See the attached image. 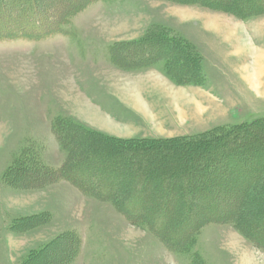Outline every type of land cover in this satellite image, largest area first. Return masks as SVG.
Here are the masks:
<instances>
[{"label":"rangeland","instance_id":"rangeland-1","mask_svg":"<svg viewBox=\"0 0 264 264\" xmlns=\"http://www.w3.org/2000/svg\"><path fill=\"white\" fill-rule=\"evenodd\" d=\"M238 1L232 12L205 5L211 0H0V264H264V203H240L251 184L250 199L264 198V179L255 183L264 145L254 143L257 164L216 167L219 160L199 174L186 170L201 160L182 152L186 139L264 118V0ZM78 4L55 32L44 31ZM61 119L93 133L67 128L64 150L52 130ZM109 137L159 142L142 153ZM67 153L88 160L86 184L122 188L151 223L64 179L35 187L28 174L29 188L6 179L24 154L35 170L60 167ZM72 244L75 255L64 259Z\"/></svg>","mask_w":264,"mask_h":264},{"label":"trees","instance_id":"trees-1","mask_svg":"<svg viewBox=\"0 0 264 264\" xmlns=\"http://www.w3.org/2000/svg\"><path fill=\"white\" fill-rule=\"evenodd\" d=\"M239 4L240 1L238 0H224V1H219V0H211V2L209 3H203L205 5L208 6V4L211 7L217 8V9H228L233 11V7H230L233 4ZM81 4H78L77 7H74V9H71L70 11L72 13L70 14H66L64 17L62 18H57L54 19L55 26L53 25L52 27L48 26L44 31L47 34L53 33L57 30V25L58 23L64 21L62 19L67 20V18H65L68 15L73 14V12H79L81 10V8H83V6H79ZM230 5V6H229ZM1 6V5H0ZM230 7V9L228 8ZM252 8V6H251ZM254 10V9H251ZM255 12V11H254ZM258 12V11H256ZM50 24V23H48ZM0 32L1 31H5L7 30L6 27H4V25L0 24ZM39 26L38 28H40L41 30L43 25H37ZM43 31V32H44ZM167 44V43H164ZM168 47H170L168 45ZM178 46H176V50L177 52H180L181 54L182 51L181 49L178 50L177 48ZM144 59V58H142ZM144 61V60H143ZM147 62V61H146ZM194 62V68L196 70V62L193 60ZM139 64V63H136ZM143 63H140V65ZM191 75H193L194 73H190ZM60 123L62 124V127L66 126V130L65 132L59 131L57 130L59 128ZM59 125L54 123L52 130H53V134L57 140L58 145L66 150L68 149L67 143L70 140V138L73 136H71V134L75 133L76 130L77 131H83L84 133H93V131H88L86 128H83L81 126H79L76 123H71L69 121H67V119H61V121L59 122ZM67 128L72 131L71 134L66 135V131ZM73 128V129H72ZM255 129H264V118L261 119H256L250 123H240L237 125H234L233 127H224V128H220L219 131H214L211 132L210 134L208 133L207 135H201L199 137L196 138H189L186 139V141L184 142V149H182L183 155L184 157H188V159H190L192 156L193 158H195V160H201L202 163H197L194 164L191 168L189 167V170L186 171H191L189 173H196L197 170L196 169H204L208 168V167H212L215 164H218V161H220V164H218L216 167H218L221 164H228L230 163L231 166H233V168H237V167H242L243 165L247 164V160L253 159L254 163L257 164L256 161V156L258 153H260V150H255L253 149L254 146H256L254 143H259V144H263L264 145V138H260L259 136H257V132L254 133ZM74 130V131H73ZM61 134H64V136L62 137ZM239 136V138L242 137V139L244 140V143L248 146L251 147L252 150H248V151H243V149H241V147H238L237 145H235V140L237 139L236 136ZM236 138V139H235ZM109 142L111 143H115L114 145H116L115 147H117L118 149L121 150H128L129 151V145L130 143L134 144L135 150L139 151V152H146L148 151L151 147L154 146V144H156L157 142H159L158 139H148V142H146L145 147H141L136 145L135 142H133L132 139H119V138H115V140H112L111 137L107 138ZM111 139V140H110ZM155 140V141H154ZM252 143L249 145V143ZM144 143V141H143ZM242 143V142H241ZM199 144V145H198ZM254 144V145H253ZM136 145V146H135ZM198 145V147H196ZM201 146V147H200ZM207 148L208 149V153L205 152H201V151H197L198 148ZM249 148V147H248ZM255 148V147H254ZM205 149V150H207ZM134 149H131V151H134ZM29 156L26 154H24L22 156V158H17L14 162L13 165H11L6 171H5V176L7 181L14 185V186H20V187H24V188H29L30 187V181L27 182H23L22 178L28 174H32L34 175V185L35 187L37 186H42L43 184H48L51 182H56L59 179H64L67 182H69L71 185L75 186L78 190H80V192L85 193V194H90L91 196H93L95 199L100 200V201H105V202H109L112 204L113 207H115L118 211H120L125 217H127L129 220H135L138 222H143V224H147L149 225L151 222V218L147 217L145 215H142L143 212L141 213V206L137 205V206H133V204L131 203V201H134L133 198H135L134 196L129 198V199H125V197L122 196V194H119L122 191V188L120 189V191H116V192H111L109 190H104L103 188H98L95 186H90L88 184L85 183V180L89 179V176L91 174V170H86V169H82V168H90L88 166L89 162H87L88 160H84L81 161V159L78 161L77 159H74V157H72V155L70 153H67L66 158L63 160L62 164L60 167L58 168H52V167H48L45 166L43 164H39V166L37 168H35V170H31L29 168V163L27 161H29ZM203 158H205V164H203ZM186 159V158H185ZM31 161V159H30ZM258 168H260V173L258 175V178H260L258 181H256L255 183L258 184L261 179H264V160L263 161H259L258 163ZM228 165V166H230ZM248 165V164H247ZM71 171H75L77 174L76 175H72L70 174ZM198 174L200 172H197ZM214 177H221L224 175V169L222 168L221 170H216L214 172ZM185 174V173H184ZM179 175V173H173L172 175H170L171 177L177 176ZM19 177H21V179H19ZM205 180L204 178L201 179V181ZM140 183V181L138 182ZM134 184V183H133ZM261 184V183H260ZM137 185V184H136ZM192 185V184H191ZM32 186V185H31ZM171 186V185H170ZM223 186V185H220ZM262 187V185L260 186ZM135 189V187H132ZM174 186L172 185V187L170 188L169 186H166L165 189L166 190H173ZM193 188V187H192ZM249 188V187H248ZM254 188L253 184L250 185V189L247 190V192L249 193L250 191H252V189ZM264 188V186L262 187ZM200 190L204 191V194H208V193H215V190L212 189V187H205V188H201ZM187 192L191 195L193 194V191H190V189L187 190ZM246 194V198H242V200L240 201V203L247 202L248 205L255 204V206H260L264 203V198H259V199H250L251 194H255V193H251ZM137 192H135L136 194ZM120 195V196H119ZM192 197V195L190 196ZM188 197V198H190ZM248 197V198H247ZM125 199V200H123ZM127 201H129V205L128 207L127 205ZM123 202V204H122ZM191 204H189L190 206ZM214 206H221L222 207V203H221V199H219L218 201H216L214 204ZM189 206H187L189 208ZM187 208V209H188ZM189 210V209H188ZM187 214V213H186ZM210 220V219H209ZM204 221H206V218H202L199 219L198 221H194L190 230L187 232L189 234L191 233H196L198 231V228L200 227V225H202L204 223ZM71 234H69L71 241H75L79 242V235H77L76 233H72L70 231ZM245 233V236H247L249 239L250 234ZM252 240V238L250 239ZM253 241V240H252ZM74 246L75 244H72V246L70 247L69 253L64 257V259L71 258L75 255L76 251L74 250Z\"/></svg>","mask_w":264,"mask_h":264},{"label":"bare ground","instance_id":"bare-ground-1","mask_svg":"<svg viewBox=\"0 0 264 264\" xmlns=\"http://www.w3.org/2000/svg\"><path fill=\"white\" fill-rule=\"evenodd\" d=\"M264 55V54H263ZM263 63H264V56H263ZM262 68H264V64L262 65ZM246 80L248 81V82H250L251 84H253L254 82H253V75L252 74H250V75H247L246 77ZM254 85V84H253ZM131 99V101H132V103H134V106L136 107V106H138L139 105V101H137V99L133 96V97H131L130 98ZM136 108H138V107H136Z\"/></svg>","mask_w":264,"mask_h":264},{"label":"crops","instance_id":"crops-1","mask_svg":"<svg viewBox=\"0 0 264 264\" xmlns=\"http://www.w3.org/2000/svg\"><path fill=\"white\" fill-rule=\"evenodd\" d=\"M147 73V70L145 71ZM149 72V71H148Z\"/></svg>","mask_w":264,"mask_h":264}]
</instances>
